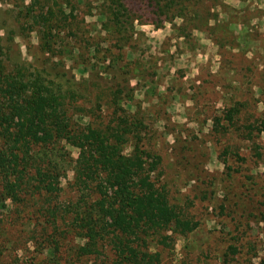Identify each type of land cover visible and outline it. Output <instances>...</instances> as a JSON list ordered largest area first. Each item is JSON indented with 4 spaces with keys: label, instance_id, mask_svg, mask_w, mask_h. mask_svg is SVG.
Listing matches in <instances>:
<instances>
[{
    "label": "rangeland",
    "instance_id": "obj_1",
    "mask_svg": "<svg viewBox=\"0 0 264 264\" xmlns=\"http://www.w3.org/2000/svg\"><path fill=\"white\" fill-rule=\"evenodd\" d=\"M27 1L0 0L1 43L11 60L41 69L71 93L73 127H104L129 115L140 121L132 130L146 161L159 156L156 185L197 221L186 232L171 224L165 241L159 232L146 238L159 252L157 264H256L264 256V0H183V16L162 21L152 8L124 0L130 18L120 30L111 21L104 28L108 0H57V16L72 7L75 17L52 54L21 27ZM229 107L232 121L224 118ZM60 145L56 218L30 190L0 201V264L111 259L106 241L92 253L77 250L82 240L68 228L76 221L72 207L89 197L73 184L78 149Z\"/></svg>",
    "mask_w": 264,
    "mask_h": 264
},
{
    "label": "trees",
    "instance_id": "obj_2",
    "mask_svg": "<svg viewBox=\"0 0 264 264\" xmlns=\"http://www.w3.org/2000/svg\"><path fill=\"white\" fill-rule=\"evenodd\" d=\"M128 1L152 8L161 21L182 17L186 8L183 0ZM62 3L28 0L22 5L21 27L37 34L43 54H52L58 34L70 28L75 17L72 7L67 15L57 16V11H63ZM106 4L104 28H110L107 21L116 29L123 27L130 18L124 0H108ZM113 92L116 97L121 89ZM69 97L73 98L71 93L41 69L12 61L0 36V201L15 202L30 190L41 197L45 214L55 219L54 211L59 207L53 199L61 189L58 156L63 141L78 149L72 166L73 184L81 196L89 197L72 207L76 221L68 228L82 240L77 250L91 252L106 241L112 257L104 264H157L159 252L149 250L146 238L159 232L165 241L170 237L162 231L171 224L174 231L186 232L194 229L197 221L184 217L169 203L163 187L156 185L153 174L159 156L147 152L150 160L146 161V151L139 145L141 135L132 130L140 121L129 115L104 127H73ZM234 112L229 107L224 118L232 121ZM130 134L134 136L132 147L125 153ZM229 250L232 254L237 251L233 246ZM256 264H264V256Z\"/></svg>",
    "mask_w": 264,
    "mask_h": 264
}]
</instances>
